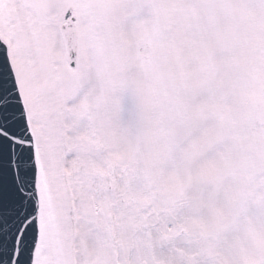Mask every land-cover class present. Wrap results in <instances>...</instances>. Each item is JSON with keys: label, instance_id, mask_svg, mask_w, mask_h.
<instances>
[{"label": "snow or ice", "instance_id": "snow-or-ice-1", "mask_svg": "<svg viewBox=\"0 0 264 264\" xmlns=\"http://www.w3.org/2000/svg\"><path fill=\"white\" fill-rule=\"evenodd\" d=\"M0 264H264V0H0Z\"/></svg>", "mask_w": 264, "mask_h": 264}]
</instances>
